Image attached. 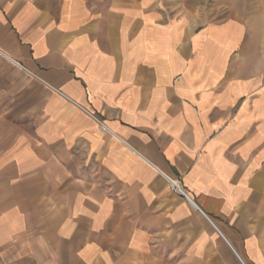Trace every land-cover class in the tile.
<instances>
[{
    "label": "crops",
    "instance_id": "obj_1",
    "mask_svg": "<svg viewBox=\"0 0 264 264\" xmlns=\"http://www.w3.org/2000/svg\"><path fill=\"white\" fill-rule=\"evenodd\" d=\"M236 2L0 0V264H246L264 0Z\"/></svg>",
    "mask_w": 264,
    "mask_h": 264
},
{
    "label": "rangeland",
    "instance_id": "obj_2",
    "mask_svg": "<svg viewBox=\"0 0 264 264\" xmlns=\"http://www.w3.org/2000/svg\"><path fill=\"white\" fill-rule=\"evenodd\" d=\"M236 3H239V5L249 4L250 7H253V11L255 12H257L259 9L258 0H239V2ZM234 13L240 14L242 13V10L235 9ZM218 255L219 264H242L236 255L232 254L233 259H231L232 257L229 256V254H224L223 251L220 250V248ZM241 256L246 264H264V241L258 243L255 242L250 252H248L247 250L245 252L244 248H241ZM231 260H233V263Z\"/></svg>",
    "mask_w": 264,
    "mask_h": 264
},
{
    "label": "built area",
    "instance_id": "obj_3",
    "mask_svg": "<svg viewBox=\"0 0 264 264\" xmlns=\"http://www.w3.org/2000/svg\"><path fill=\"white\" fill-rule=\"evenodd\" d=\"M92 116V118L100 125V127L102 129H106L104 123L95 115V114H90ZM169 182L171 184V187L178 192L180 195L187 197V195L185 194V192L183 191V189L180 186V181L178 179H169Z\"/></svg>",
    "mask_w": 264,
    "mask_h": 264
}]
</instances>
